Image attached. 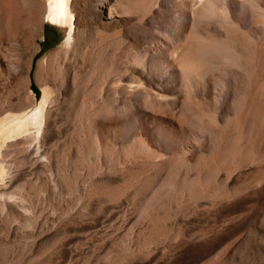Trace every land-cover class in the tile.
<instances>
[{"label":"bare ground","instance_id":"bare-ground-1","mask_svg":"<svg viewBox=\"0 0 264 264\" xmlns=\"http://www.w3.org/2000/svg\"><path fill=\"white\" fill-rule=\"evenodd\" d=\"M0 4L7 11L6 15L0 11V94L6 91L0 108V149L18 138L29 145L35 140L38 150L57 98L39 77L45 72L58 79L59 92L75 90L90 32L97 37V51L84 74L86 83L79 87L84 91L89 83L93 86L84 91L87 97L80 108L89 107L88 96L98 103L88 123L98 151L125 157L131 169L165 165L171 170L196 163L201 179L194 180L200 183H190L188 191L197 197L209 196L202 183L211 179L227 184V173L260 161L264 0H0ZM45 21L65 26L67 32L59 47L36 61L34 76L42 88L36 101L29 70ZM218 167L225 179H218ZM4 177L0 164V180ZM258 214L254 216L264 227V205ZM259 227L250 233L253 236H239L243 239L239 244L249 242V248L264 254V228ZM254 257L245 260L240 255L237 263L264 264V255L257 261Z\"/></svg>","mask_w":264,"mask_h":264},{"label":"rangeland","instance_id":"rangeland-1","mask_svg":"<svg viewBox=\"0 0 264 264\" xmlns=\"http://www.w3.org/2000/svg\"><path fill=\"white\" fill-rule=\"evenodd\" d=\"M43 31L29 70L36 101L42 93L36 61L59 47L67 32L49 21ZM96 45L97 37L87 32L75 90L59 92V80L41 73L40 83L57 98L38 150L35 140L29 145L18 138L0 149V264H221L231 258L236 264L251 254L257 261L263 252L239 241L259 231L254 215L264 205V154L258 153L257 164L227 173V184L202 183L209 196L197 197L188 191L190 183H200L196 163L131 169L125 157L98 151L88 134L98 103L88 96L91 109L80 108L93 84L86 92L79 87ZM216 172L225 179L223 170Z\"/></svg>","mask_w":264,"mask_h":264},{"label":"snow or ice","instance_id":"snow-or-ice-1","mask_svg":"<svg viewBox=\"0 0 264 264\" xmlns=\"http://www.w3.org/2000/svg\"><path fill=\"white\" fill-rule=\"evenodd\" d=\"M59 2H63V0H59Z\"/></svg>","mask_w":264,"mask_h":264}]
</instances>
